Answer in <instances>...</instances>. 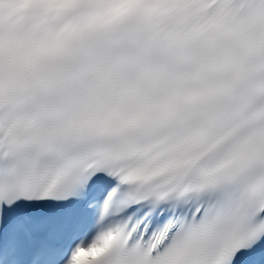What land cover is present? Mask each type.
Segmentation results:
<instances>
[{
    "label": "snow or ice",
    "instance_id": "6c2138e0",
    "mask_svg": "<svg viewBox=\"0 0 264 264\" xmlns=\"http://www.w3.org/2000/svg\"><path fill=\"white\" fill-rule=\"evenodd\" d=\"M0 264H264V0H0Z\"/></svg>",
    "mask_w": 264,
    "mask_h": 264
}]
</instances>
